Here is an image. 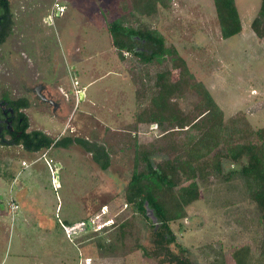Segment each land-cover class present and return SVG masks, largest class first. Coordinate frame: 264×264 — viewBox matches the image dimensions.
I'll return each mask as SVG.
<instances>
[{"label":"rangeland","instance_id":"rangeland-1","mask_svg":"<svg viewBox=\"0 0 264 264\" xmlns=\"http://www.w3.org/2000/svg\"><path fill=\"white\" fill-rule=\"evenodd\" d=\"M260 2L235 0L243 32L223 40L212 0H171L169 8L159 7L150 16H129L132 0L10 1L14 28L0 48V95L30 98L25 110L29 130L104 145L110 163L101 170L77 146L28 153L0 144V264H175L155 245V219L126 207L124 192L134 168L135 145L146 147L157 165L181 153L180 144L197 130L155 123L133 129L135 115L149 108L155 75L171 64H144L131 54H124L125 62L116 60L107 23L122 17L133 28L159 31L165 46L175 48L186 62L194 81L206 87L225 121L241 112L257 130L264 127V38L253 37L250 23ZM55 4L65 8L62 15H55ZM177 78L173 69L170 80ZM37 84L51 104L36 98ZM76 88L84 89L85 99L76 95ZM198 100L195 93L180 92L172 104L181 116L192 118ZM56 163L62 166L59 186L52 178ZM238 168L223 160L220 177L207 168L196 179L198 200L185 208L184 218L169 223L176 243L168 248L174 254L184 250L188 264H235L232 254L244 246L250 249L248 264H264L261 212L241 180L227 177ZM178 179L183 177L179 174ZM103 206L116 221L126 222L125 227L88 233L87 219ZM58 221L80 222L85 228L70 241Z\"/></svg>","mask_w":264,"mask_h":264},{"label":"trees","instance_id":"trees-1","mask_svg":"<svg viewBox=\"0 0 264 264\" xmlns=\"http://www.w3.org/2000/svg\"><path fill=\"white\" fill-rule=\"evenodd\" d=\"M6 2L0 0V26L9 19ZM170 5L171 0H132L133 12L129 16L134 12L141 16L154 15L159 7L167 9ZM213 6L220 37L225 40L239 34L242 27L235 0H213ZM125 21L121 17L107 23V32L119 60L125 59L124 54H131L144 64L165 61L171 64L170 69L155 75V91L149 99V108L135 115L133 129L139 124L155 123L158 127L167 124L170 129L197 130V135L180 144L181 153L157 165L150 161V151L146 147L135 145L134 168L125 188L124 205L145 219L149 218L152 222L155 219V224H152L155 245L167 254L170 263L188 264L183 258L184 250L180 248V254H174L168 248L171 243H176L169 223L184 218L185 208L198 200L196 179L206 173L207 168L220 177L223 160L239 165L238 169L229 170L227 177L235 175L241 180L247 197L256 204L264 221V127L254 130L241 112L225 121L222 110L206 87L194 81L176 49L165 46L163 35L144 25L133 28ZM250 28L257 38H264V0H261ZM4 35L0 32V41ZM173 69L177 70L178 76L174 82L170 80ZM180 92L198 95L194 118L181 116L182 113L172 104L173 97ZM9 103L15 111L27 106L22 100ZM15 121L11 139L4 143L0 135V144L20 145L28 153L77 146L90 154L101 170L109 167V152L104 145L72 136L52 138L43 131L29 130L28 117L23 113H19ZM242 160L244 163H241ZM179 174L183 181L178 179ZM125 225L124 221H116L119 230ZM261 238L260 254L264 257V225ZM142 251L149 256L145 249L142 248ZM249 251L248 246L234 251L232 258L235 264H248Z\"/></svg>","mask_w":264,"mask_h":264},{"label":"flooded vegetation","instance_id":"flooded-vegetation-1","mask_svg":"<svg viewBox=\"0 0 264 264\" xmlns=\"http://www.w3.org/2000/svg\"><path fill=\"white\" fill-rule=\"evenodd\" d=\"M10 1L11 0H7V2H6L9 19L6 22L3 21L1 23V26H0V32L1 33L3 32L5 34L3 39L0 41V48L3 44H5V42H7L12 37V34H13L14 19H13V14H12L11 7H10ZM54 13H55V15H57L56 12H54ZM47 20H49V19H47ZM3 30H5V31H3ZM43 89H44V87L41 84H37L34 87V95L36 96V98L38 100H40L42 102H46L48 104L50 102V104H51L52 101L45 98L44 95L42 94ZM19 100H22V102L27 103V106L25 108L18 109L17 111H15L13 106L9 105L10 104L9 101L17 102ZM30 106H31L30 98L26 95L20 96V97H11L7 94L6 95L5 94L0 95V135L3 136L4 139H2V140L4 143H8L9 139H11L12 132L14 131V125L16 123L15 120H16L18 114L19 113L25 114V110L30 108ZM28 121H29V119H28ZM6 145H9V144H6ZM11 145L21 147L20 145H15V144H11Z\"/></svg>","mask_w":264,"mask_h":264},{"label":"built area","instance_id":"built-area-1","mask_svg":"<svg viewBox=\"0 0 264 264\" xmlns=\"http://www.w3.org/2000/svg\"><path fill=\"white\" fill-rule=\"evenodd\" d=\"M53 10L54 12L62 15L65 11V8L63 6H60L59 4H55ZM46 162L50 168V162ZM22 165L23 167L27 166L25 162H22ZM10 204L13 208H17L16 204L13 201H10ZM58 224L60 225L65 237L70 241L72 240V237L74 238L78 236H73L75 232L81 231L83 228H85L84 224L80 222L74 223L73 225H65L64 223L58 221ZM87 224L90 231L88 233L105 234L116 228V219L109 213L108 208L106 206H103L100 209L99 213L89 216V218L87 219Z\"/></svg>","mask_w":264,"mask_h":264},{"label":"crops","instance_id":"crops-1","mask_svg":"<svg viewBox=\"0 0 264 264\" xmlns=\"http://www.w3.org/2000/svg\"><path fill=\"white\" fill-rule=\"evenodd\" d=\"M212 2H213V0H212ZM238 11V10H237ZM238 14H239V12H238ZM245 14H247V12L245 13ZM239 17H240V14H239ZM254 18V17H253ZM253 18L251 19V22H252V20H253ZM240 21H241V17H240ZM251 24V23H250ZM241 27H242V29H241V32L239 33V34H241L242 32H243V24H242V21H241ZM252 31V30H251ZM219 34H220V32H219ZM252 35H254L253 37L255 38L256 36H255V34L253 33V31H252ZM257 38V37H256ZM109 39H110V37H109ZM222 39V38H221ZM258 40H259V38H257ZM82 47V46H81ZM81 47H78V51L81 49ZM109 47H110V49H111V53H112V55H113V57L116 59V60H118L119 58L117 57V55H116V51H115V49L112 47V44H111V39H110V44H109ZM71 49L73 50V49H75V51H76V49H77V47L75 46V45H73V48L71 47ZM121 61H123V62H125V59L124 60H121ZM74 84H76V86H77V81H74ZM83 92V98L85 99V92H84V89H83V91L82 90H80V89H77L76 88V93H77V96H78V94H79V92ZM79 96H80V94H79ZM82 99V98H81ZM13 201V200H12ZM14 202V201H13Z\"/></svg>","mask_w":264,"mask_h":264},{"label":"water","instance_id":"water-1","mask_svg":"<svg viewBox=\"0 0 264 264\" xmlns=\"http://www.w3.org/2000/svg\"><path fill=\"white\" fill-rule=\"evenodd\" d=\"M79 94H80V97L83 98V92H79ZM79 94H78V96H79ZM54 168L55 169L52 172L53 184H54V186H59V169L62 168V166H61V164L56 163Z\"/></svg>","mask_w":264,"mask_h":264}]
</instances>
